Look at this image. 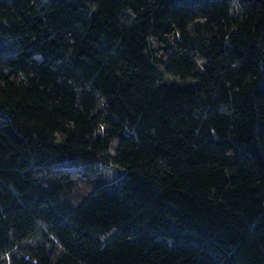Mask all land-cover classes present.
I'll list each match as a JSON object with an SVG mask.
<instances>
[{
	"label": "trees",
	"instance_id": "1",
	"mask_svg": "<svg viewBox=\"0 0 264 264\" xmlns=\"http://www.w3.org/2000/svg\"><path fill=\"white\" fill-rule=\"evenodd\" d=\"M0 264H264V0H0Z\"/></svg>",
	"mask_w": 264,
	"mask_h": 264
}]
</instances>
